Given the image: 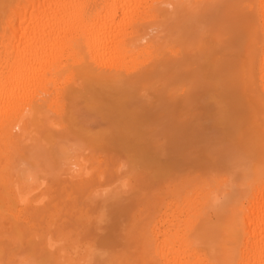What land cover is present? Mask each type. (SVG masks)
Masks as SVG:
<instances>
[{"label": "bare ground", "instance_id": "bare-ground-1", "mask_svg": "<svg viewBox=\"0 0 264 264\" xmlns=\"http://www.w3.org/2000/svg\"><path fill=\"white\" fill-rule=\"evenodd\" d=\"M222 52L233 58L224 62ZM149 88L166 114L179 104L192 127L205 126L210 145L234 124L230 108L243 103L250 118H234L251 125V148L244 144L239 154L230 145L208 168L210 179L165 184L143 207L120 202L130 230L119 234L123 249L110 264H264V0H0V250L3 242L21 249L37 239L59 264H92L103 255L94 243L110 234L93 223L119 200L121 191L106 187L118 178L102 156L89 167L69 141L90 140L86 134L100 128L103 93L144 119L156 107L144 94ZM24 145L39 169L58 154L66 200L47 198L43 183L17 165ZM85 188L101 197L95 220L90 207L77 208ZM61 203L69 211L59 222ZM66 223L87 239L73 251L52 243L56 235L67 239Z\"/></svg>", "mask_w": 264, "mask_h": 264}, {"label": "rangeland", "instance_id": "rangeland-1", "mask_svg": "<svg viewBox=\"0 0 264 264\" xmlns=\"http://www.w3.org/2000/svg\"><path fill=\"white\" fill-rule=\"evenodd\" d=\"M189 56L190 55L187 54L188 58ZM220 56H222L220 57V59H224V62H229V60L233 58V55L228 52H222ZM219 68L224 71V67L219 66ZM223 74L225 73L221 72V75ZM223 76L225 77L226 75ZM230 76L231 75L225 78H222L220 76L221 83L228 84V86L230 83L232 84L234 81L232 82L233 79ZM216 79L217 77L214 76L209 78L211 82H215ZM206 82L208 83V81ZM239 92L240 91H238V93ZM144 94L148 95L149 99L152 101V105L156 106L149 111V114L144 119H140L139 117L135 118L127 111L125 112L124 109H121V107H117L120 105L109 93L101 94V96L98 97V104H100V108L102 107V109H100L101 111H99L100 113L98 112V116L96 117L98 121L97 123L98 125H100V128H94L92 132L86 134V137L90 138V140H87L85 142L82 140L69 141V144L73 147L72 153L75 156L81 155L82 159L87 161V165L89 167L96 166L95 158L99 156L104 157L110 171L112 172V175H114L113 179L114 177L118 178V180H116L113 184L106 187H109V189L111 188L114 191H121L118 196L119 200L116 199L117 201L115 202L114 199H112L111 201H113L114 203L109 200L111 202V204H109L110 206L108 205L109 202L106 204L108 206L106 207V210L108 208V211H105L107 214L105 215L103 220H101L99 223H93V225H96L97 227L99 226V228L101 227V230L97 227H94L95 230L97 229L98 233L101 234V231L104 233L103 235L109 233L110 235H108L110 237L105 235L103 237L105 238L107 236L105 240L100 241L101 239H103L101 237L102 234L99 235L97 233L100 236L98 237V239H100L99 241H95L93 252H96V256L97 252H99L98 254L103 255H98V258L99 256H101L99 260L98 258L96 260L95 257L92 258V264H94L95 262V264H102L103 262L104 264H110L116 257L120 255L119 250L121 248V240L119 238L122 237H120L119 234L123 236L127 230H130V226L128 224L129 217L121 215L119 216L121 211L120 207L118 206H120L122 202L124 204L128 202H140L141 207H143L145 205L144 202L148 198H151L160 191L164 190L165 184H175L180 179H188L191 181L208 179L210 175V173H208V168L212 166L213 161L222 159L225 153H227L226 148L229 149L230 145L233 146V149L236 146V149L242 148L244 150L247 149L245 148L246 145L247 147L251 148V143L250 145L248 143L251 141L246 140L249 136L252 135L251 125H248L246 121H244V123H246L245 125L242 122L243 118L245 119L246 116L248 118L250 117L246 112H244L243 109H246V107H244L245 105L243 103V106L238 104V107H242V110L240 107V109H237V106L235 107V110L237 109L238 111L233 110L234 108L232 109V107L234 106L230 108V112H233L231 114L235 118L237 117L235 115L236 112H239L241 114L240 115L239 113H236L240 115L241 118L243 116L241 120V126L239 124L237 125L235 118L232 117V119H234L235 121L232 120L234 124H231L235 126L232 127L233 125H224L226 127L222 128V133L225 129L226 131L220 135V139L223 138V145L218 146L220 145V139L215 140V142L210 145L209 140H206L204 138L206 127H192L190 125L191 119L193 118L192 114L186 110H183L179 104L176 107H172L170 112L166 114L167 110L165 109V106H162L160 104L159 99L156 100L154 89H146L144 90ZM239 94L238 96H240ZM238 96L236 95V97ZM239 117H237V119ZM241 118H239V121ZM242 125H244L245 127H243ZM231 127L232 130H229L228 128ZM237 129L240 130V138L238 137L237 133H239V130ZM227 131H229V133L231 132V134H229ZM235 134L236 138L238 137V139L235 138L237 145H234V140L232 142V139H229V137L231 138V136L235 137ZM246 134L248 135V137ZM222 135L223 137H221ZM229 141H231V144ZM246 141L248 144L246 143ZM89 142H91L90 145L94 149L90 145H88ZM244 144L246 145L244 146ZM31 147L32 146L29 145L23 146L24 157H18L16 159L17 165L19 163L24 164L21 167H27L29 173L33 175L34 178H36V183H43L42 189L45 191L47 198L52 200L55 197V200L53 202H62L66 200V194L71 191L70 189L60 190L61 185L67 184L62 182V179L66 177V174H64L65 166H63V164L59 160L58 154L57 157H55V160L52 157L50 165H44L39 169V167L33 163L34 151H31ZM222 148L224 150L223 153H221L223 151ZM163 149L165 150V152H163ZM237 150L239 154L240 151H243L241 149ZM159 151H161V154L158 153ZM28 161L30 162V164L27 165V163H29ZM118 167H120L119 171L114 173V170ZM128 177H132L131 180L133 181L127 179ZM136 178H139L140 183H135ZM128 180L130 183L128 182ZM161 185L162 189L157 190V188H159ZM86 189L87 188L83 190V194H81V196L80 194L78 195L77 203L80 206L77 205V208H83L84 206H86L87 208L90 207L91 210H88L86 207L84 208L89 211V214L91 215L93 220H95V217L100 209H98L96 212V204L94 205V203H97V201H99L101 197L99 196L98 192H93V194H90V196H88L89 194ZM90 190L91 189L89 188V193ZM63 204L64 203H61L60 206L61 219L59 220V222L63 221L64 218L66 219L67 211H69V209L64 207ZM110 227H113L112 230H109L111 229ZM64 228L65 232L69 234L67 239L59 240L60 236L57 235L52 237L54 238L52 243L57 249L65 247L68 251H73V247L75 245H80V247H82L83 243L87 241V239L83 237V232L78 235L76 234L80 228L76 231L72 229L71 226L68 227V223L64 225ZM91 229L92 231H94H91V233H93L95 237L94 233L96 232L95 230H93V226H91ZM122 229H125L126 231L123 232L124 230ZM90 238L92 237L90 236ZM1 245L3 247V250H0V264H22L20 263L19 258L23 255L24 257L25 255L27 256L28 264H59L60 260H62L59 259L58 255H51V252L42 249V246L39 244L37 239L23 245L21 249H17L18 246L7 244L6 242H3V244Z\"/></svg>", "mask_w": 264, "mask_h": 264}]
</instances>
